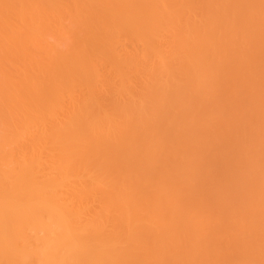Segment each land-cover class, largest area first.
<instances>
[{
  "label": "bare ground",
  "instance_id": "obj_1",
  "mask_svg": "<svg viewBox=\"0 0 264 264\" xmlns=\"http://www.w3.org/2000/svg\"><path fill=\"white\" fill-rule=\"evenodd\" d=\"M0 132V264H264V0H0Z\"/></svg>",
  "mask_w": 264,
  "mask_h": 264
},
{
  "label": "rangeland",
  "instance_id": "obj_2",
  "mask_svg": "<svg viewBox=\"0 0 264 264\" xmlns=\"http://www.w3.org/2000/svg\"><path fill=\"white\" fill-rule=\"evenodd\" d=\"M69 12H67V16L69 17V15L71 14H74L75 16H74V18L76 17V13H70L69 15ZM70 15V16H71ZM62 17L64 18V20H66L67 18L65 17V14L64 15H62ZM71 17H73V15L71 16ZM66 18V19H65ZM70 18V17H69ZM72 19V18H71ZM68 20V19H67ZM70 20V19H69ZM75 20H76V18H75ZM67 22H69V21H67ZM73 19H72V23L70 24L71 26L73 25ZM65 24H67V23H65ZM68 25V24H67ZM67 28H69V26H67ZM67 28H65L64 30L63 29H61V31H60V29L58 28V27H56V29H54V30H56L55 32H54V34L56 35V36H58L57 34H56V32L57 33H59L60 35L59 36H61L62 38H60L59 36V38L57 39V40H59V39H64V40H67V41H69L70 42V40H71V35H69L68 34V32L70 33V31L67 29ZM74 28V27H73ZM72 29V28H71ZM70 29V30H71ZM68 30V31H67ZM70 34H72V33H70ZM51 35V34H50ZM50 35H48V36H50ZM53 35V34H52ZM48 36H46V40L48 41V42H50V43H53L52 41H53V39H55V37L53 38V39H48L49 37ZM54 36V35H53ZM70 38V39H69ZM52 40V41H51ZM64 40H62V41H64ZM55 41V40H54ZM60 42H61V40H60ZM68 42V43H69ZM56 43H58V42H56ZM64 43H65V41H64ZM63 42L61 43V44H63L64 46H65V44H67V43H65L64 44ZM63 45H61V46H63ZM1 132H0V138H1ZM1 142V141H0Z\"/></svg>",
  "mask_w": 264,
  "mask_h": 264
}]
</instances>
